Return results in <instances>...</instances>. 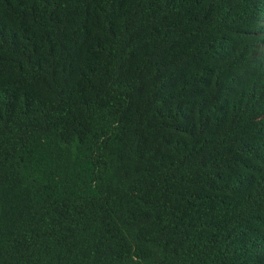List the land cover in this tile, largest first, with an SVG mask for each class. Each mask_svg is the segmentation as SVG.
Wrapping results in <instances>:
<instances>
[{
	"label": "trees",
	"instance_id": "1",
	"mask_svg": "<svg viewBox=\"0 0 264 264\" xmlns=\"http://www.w3.org/2000/svg\"><path fill=\"white\" fill-rule=\"evenodd\" d=\"M0 264H264V0H0Z\"/></svg>",
	"mask_w": 264,
	"mask_h": 264
}]
</instances>
